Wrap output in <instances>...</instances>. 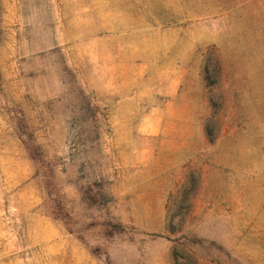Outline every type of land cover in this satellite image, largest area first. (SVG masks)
Segmentation results:
<instances>
[{
  "label": "rangeland",
  "instance_id": "rangeland-1",
  "mask_svg": "<svg viewBox=\"0 0 264 264\" xmlns=\"http://www.w3.org/2000/svg\"><path fill=\"white\" fill-rule=\"evenodd\" d=\"M0 264H264V0H0Z\"/></svg>",
  "mask_w": 264,
  "mask_h": 264
},
{
  "label": "crops",
  "instance_id": "crops-1",
  "mask_svg": "<svg viewBox=\"0 0 264 264\" xmlns=\"http://www.w3.org/2000/svg\"><path fill=\"white\" fill-rule=\"evenodd\" d=\"M43 221L45 222V224L47 225V227H48L49 229H52V223H51L50 220H48V219L45 218Z\"/></svg>",
  "mask_w": 264,
  "mask_h": 264
},
{
  "label": "trees",
  "instance_id": "trees-1",
  "mask_svg": "<svg viewBox=\"0 0 264 264\" xmlns=\"http://www.w3.org/2000/svg\"><path fill=\"white\" fill-rule=\"evenodd\" d=\"M60 208L63 209V207L61 205H60ZM66 215L69 217L68 214H66ZM91 253H95V252L91 250Z\"/></svg>",
  "mask_w": 264,
  "mask_h": 264
}]
</instances>
